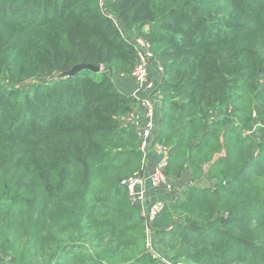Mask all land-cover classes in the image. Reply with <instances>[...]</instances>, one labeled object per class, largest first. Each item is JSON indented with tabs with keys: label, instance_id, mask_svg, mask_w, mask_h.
<instances>
[{
	"label": "trees",
	"instance_id": "1",
	"mask_svg": "<svg viewBox=\"0 0 264 264\" xmlns=\"http://www.w3.org/2000/svg\"><path fill=\"white\" fill-rule=\"evenodd\" d=\"M133 36L162 69L165 174L194 183L148 226L119 186L141 155L120 122L133 99L110 78L132 70ZM80 64L99 71L60 77ZM0 255L264 264V0H111L107 13L99 0H0Z\"/></svg>",
	"mask_w": 264,
	"mask_h": 264
},
{
	"label": "built area",
	"instance_id": "2",
	"mask_svg": "<svg viewBox=\"0 0 264 264\" xmlns=\"http://www.w3.org/2000/svg\"><path fill=\"white\" fill-rule=\"evenodd\" d=\"M111 0H99L102 13H107V4ZM119 28V24L116 22ZM129 39L128 36H123ZM135 50V62L128 76L134 85L133 107L120 119L121 125L139 140L141 168L120 180L119 186L126 191L129 200L138 208L140 216L148 226L162 210L164 202L145 203L146 189L169 188V178L165 170L173 155V147L159 142L161 124L160 93L162 69L154 58L150 45L138 37H131ZM156 82L150 75L154 66ZM148 169V170H147ZM150 248V245H149Z\"/></svg>",
	"mask_w": 264,
	"mask_h": 264
},
{
	"label": "crops",
	"instance_id": "3",
	"mask_svg": "<svg viewBox=\"0 0 264 264\" xmlns=\"http://www.w3.org/2000/svg\"><path fill=\"white\" fill-rule=\"evenodd\" d=\"M154 66L152 67V71L150 73L151 76L156 79V82H159L157 76H155ZM110 78L115 85L116 89L123 95L132 97L134 93V85L128 76H122L121 73H110ZM134 102L132 103L133 107ZM148 170V169H147ZM169 178V188H158V189H146L145 195V203L147 205L150 202L162 201L164 203H170L175 200L177 194L188 186H192L194 183L191 182L189 177V172L184 171L179 177H168ZM200 185L206 186L208 188L213 187V182L208 179H203L199 182ZM150 244L153 243V237L150 236ZM0 264H6V259L2 255H0Z\"/></svg>",
	"mask_w": 264,
	"mask_h": 264
},
{
	"label": "water",
	"instance_id": "4",
	"mask_svg": "<svg viewBox=\"0 0 264 264\" xmlns=\"http://www.w3.org/2000/svg\"><path fill=\"white\" fill-rule=\"evenodd\" d=\"M81 69H89V70H92V71H99V68L98 67H92L90 65H86V64H80L78 66H75L73 69H71L70 71L66 72V73H63L60 75V77H63V76H72L74 75L77 71L81 70ZM150 253L153 254V252L150 251Z\"/></svg>",
	"mask_w": 264,
	"mask_h": 264
},
{
	"label": "rangeland",
	"instance_id": "5",
	"mask_svg": "<svg viewBox=\"0 0 264 264\" xmlns=\"http://www.w3.org/2000/svg\"><path fill=\"white\" fill-rule=\"evenodd\" d=\"M257 120V119H256ZM259 129H260V125H259V121L257 122L256 124V128H255V131H254V135L257 136L259 134Z\"/></svg>",
	"mask_w": 264,
	"mask_h": 264
}]
</instances>
